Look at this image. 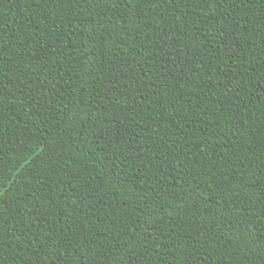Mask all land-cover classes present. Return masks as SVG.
I'll return each instance as SVG.
<instances>
[{
	"label": "trees",
	"instance_id": "obj_1",
	"mask_svg": "<svg viewBox=\"0 0 264 264\" xmlns=\"http://www.w3.org/2000/svg\"><path fill=\"white\" fill-rule=\"evenodd\" d=\"M0 264H264V0H0Z\"/></svg>",
	"mask_w": 264,
	"mask_h": 264
},
{
	"label": "snow or ice",
	"instance_id": "obj_2",
	"mask_svg": "<svg viewBox=\"0 0 264 264\" xmlns=\"http://www.w3.org/2000/svg\"><path fill=\"white\" fill-rule=\"evenodd\" d=\"M5 190L4 187H0V199H3L4 195H5ZM3 229H0V232H2Z\"/></svg>",
	"mask_w": 264,
	"mask_h": 264
}]
</instances>
